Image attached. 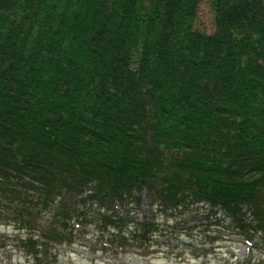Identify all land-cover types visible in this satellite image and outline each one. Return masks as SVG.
Wrapping results in <instances>:
<instances>
[{
	"label": "trees",
	"instance_id": "trees-1",
	"mask_svg": "<svg viewBox=\"0 0 264 264\" xmlns=\"http://www.w3.org/2000/svg\"><path fill=\"white\" fill-rule=\"evenodd\" d=\"M203 1L0 0V225L28 264L75 221L149 235L114 205L143 188L205 202L264 264V0H207L211 33Z\"/></svg>",
	"mask_w": 264,
	"mask_h": 264
},
{
	"label": "rangeland",
	"instance_id": "rangeland-1",
	"mask_svg": "<svg viewBox=\"0 0 264 264\" xmlns=\"http://www.w3.org/2000/svg\"><path fill=\"white\" fill-rule=\"evenodd\" d=\"M197 26L209 33L215 30V13L207 0L200 5ZM140 196L139 203L126 205L127 210L121 213L125 214L128 211L138 216L131 215L133 219L144 217L155 221L157 223L155 227L149 225V235H144L142 225L139 233H135L132 227L124 228L120 232L122 227L111 224L106 226L96 218L87 225L74 224V236L69 237V234L63 243L54 245L53 252L56 258L45 257L42 253L45 260L41 264H255L258 262L255 259L251 260L253 252L252 250L250 252V245L261 244L259 237L250 244L243 236L235 234L237 232L228 225L221 224L223 229H219L212 217L204 215L211 207L203 208L201 204L190 207L170 205L161 209L158 196V199L150 197L147 188H143ZM152 203H155L154 207ZM211 214H213L212 209ZM116 218L119 219L118 216ZM0 232L1 241L7 244V247L0 246V264H28L21 249L12 246L16 242V238H13L16 231L1 224ZM123 234L132 240L123 239ZM39 248L41 250L40 246ZM254 254L261 257L262 253L258 249ZM49 259L51 262H48Z\"/></svg>",
	"mask_w": 264,
	"mask_h": 264
}]
</instances>
